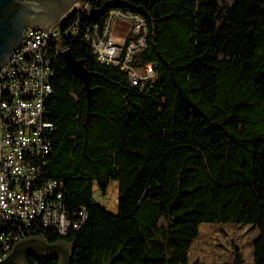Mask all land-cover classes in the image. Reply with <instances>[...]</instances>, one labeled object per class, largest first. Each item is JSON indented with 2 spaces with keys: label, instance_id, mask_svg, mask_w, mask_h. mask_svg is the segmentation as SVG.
Returning a JSON list of instances; mask_svg holds the SVG:
<instances>
[{
  "label": "trees",
  "instance_id": "1",
  "mask_svg": "<svg viewBox=\"0 0 264 264\" xmlns=\"http://www.w3.org/2000/svg\"><path fill=\"white\" fill-rule=\"evenodd\" d=\"M122 3L148 24L140 61L155 77L135 86L84 36L60 43L84 61L92 96L55 54L44 177L62 185L71 218L84 208L88 219L65 235L29 236L74 243L72 264H191L202 224L250 225L253 264H264V0ZM113 182L117 213L95 202Z\"/></svg>",
  "mask_w": 264,
  "mask_h": 264
},
{
  "label": "built area",
  "instance_id": "2",
  "mask_svg": "<svg viewBox=\"0 0 264 264\" xmlns=\"http://www.w3.org/2000/svg\"><path fill=\"white\" fill-rule=\"evenodd\" d=\"M124 1L84 0L64 17L76 16L66 27L59 22L47 31L27 29L20 46L0 67V261L37 228L65 235L88 219L84 208L71 218L62 185L44 177L55 131L45 104L53 92L55 54L68 49L60 47L63 40L84 36L98 62L120 68L135 86L154 79L153 65L140 61L148 24L139 13L119 5ZM108 2L116 4L93 23L92 11ZM103 198L95 194L99 206Z\"/></svg>",
  "mask_w": 264,
  "mask_h": 264
},
{
  "label": "water",
  "instance_id": "3",
  "mask_svg": "<svg viewBox=\"0 0 264 264\" xmlns=\"http://www.w3.org/2000/svg\"><path fill=\"white\" fill-rule=\"evenodd\" d=\"M84 0H0V67L5 65L13 52L20 46L27 29L47 31L61 22L73 6ZM115 2H108L100 9L93 10L91 19L98 23ZM61 56L65 61L63 72L81 79L87 92L88 101L92 96L91 73L82 60H77L70 49ZM74 243L49 242L43 235H32L16 242L9 255L0 264H30L29 259H56L58 264H72Z\"/></svg>",
  "mask_w": 264,
  "mask_h": 264
},
{
  "label": "rangeland",
  "instance_id": "4",
  "mask_svg": "<svg viewBox=\"0 0 264 264\" xmlns=\"http://www.w3.org/2000/svg\"><path fill=\"white\" fill-rule=\"evenodd\" d=\"M118 194V184L113 182L101 202L111 213H117ZM257 236L258 229L250 225L202 224L190 251V263L233 264L240 255L242 264H253Z\"/></svg>",
  "mask_w": 264,
  "mask_h": 264
},
{
  "label": "flooded vegetation",
  "instance_id": "5",
  "mask_svg": "<svg viewBox=\"0 0 264 264\" xmlns=\"http://www.w3.org/2000/svg\"><path fill=\"white\" fill-rule=\"evenodd\" d=\"M33 258H34V257H31L30 259H33ZM30 259H29V260H30Z\"/></svg>",
  "mask_w": 264,
  "mask_h": 264
}]
</instances>
